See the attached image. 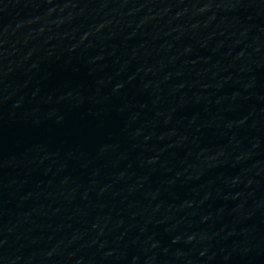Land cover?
<instances>
[{
	"label": "water",
	"instance_id": "water-1",
	"mask_svg": "<svg viewBox=\"0 0 264 264\" xmlns=\"http://www.w3.org/2000/svg\"><path fill=\"white\" fill-rule=\"evenodd\" d=\"M264 189V0H0V264H185Z\"/></svg>",
	"mask_w": 264,
	"mask_h": 264
}]
</instances>
